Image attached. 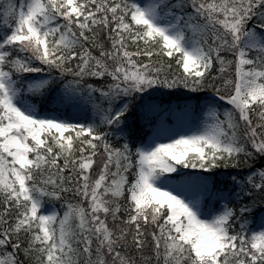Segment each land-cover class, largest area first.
Instances as JSON below:
<instances>
[{"label":"snow or ice","instance_id":"6c2138e0","mask_svg":"<svg viewBox=\"0 0 264 264\" xmlns=\"http://www.w3.org/2000/svg\"><path fill=\"white\" fill-rule=\"evenodd\" d=\"M0 264H264V0H0Z\"/></svg>","mask_w":264,"mask_h":264}]
</instances>
